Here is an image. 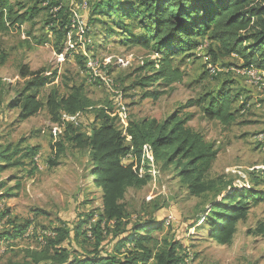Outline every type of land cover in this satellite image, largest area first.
<instances>
[{"label":"rangeland","instance_id":"rangeland-1","mask_svg":"<svg viewBox=\"0 0 264 264\" xmlns=\"http://www.w3.org/2000/svg\"><path fill=\"white\" fill-rule=\"evenodd\" d=\"M11 2L21 3L23 12L36 8L39 13L21 28L0 33V152L34 148L37 153L21 167H10L0 160L4 167L0 171V186H4L0 187V264L24 261L26 252L45 249L51 230L72 228L102 210V194L89 178L88 152L69 145L57 160L52 148L53 121L45 106L47 98L55 87L61 95H68L74 85L83 86L97 108L110 105L113 112L116 98L109 90L119 91L131 121L163 122L172 115H192L187 127L201 132L208 143L217 147V158L207 174L208 181L217 184L216 190L192 196L174 167L159 163L152 181L141 189L127 191L123 203L130 219L157 217L162 229L153 236L159 241H180L189 252L187 264H264V235L257 233L259 224L264 223V200L250 210L245 221L237 223L231 244L219 245L208 237L210 208L227 193L222 190L223 182L233 184L231 192L251 187L264 195V74L259 73L262 80H251L249 73L242 72L243 63L236 56H221L214 63L209 53L211 42L205 38L200 39V49L172 58V66L181 73L180 80L142 89L135 84L149 73L146 64L159 55L129 44L130 34L114 30L113 21L107 26L106 18L96 17L102 23H92L86 0H65L54 9H48V3L42 0ZM66 18L75 20L71 21L67 39L63 27ZM127 23L135 36H142L136 22L131 19ZM108 30L114 33L110 35ZM75 41L78 45H67ZM212 46L216 48L215 43ZM92 56L99 63L93 64ZM213 66L217 75L208 72ZM23 67L42 76L57 73L55 82L40 91L44 108L27 120H21L20 108L13 107L29 80L20 77ZM99 71L109 79L101 82ZM224 85L233 95L244 93L245 99L239 97L232 106L233 110L246 108L245 112L239 111L234 123L223 125L210 119L204 111L208 101L201 107L187 108L190 101L216 93ZM247 90L260 92L263 99L257 96L251 102ZM148 92L162 95L146 98ZM93 120L92 111L81 116L79 132L89 134ZM254 172L256 181L251 175ZM218 189L221 193L216 192ZM6 212L8 216L3 217ZM15 226H26L23 236L9 240L1 237ZM92 246V240L81 237L74 248L92 250Z\"/></svg>","mask_w":264,"mask_h":264},{"label":"trees","instance_id":"trees-1","mask_svg":"<svg viewBox=\"0 0 264 264\" xmlns=\"http://www.w3.org/2000/svg\"><path fill=\"white\" fill-rule=\"evenodd\" d=\"M11 1L0 0V33L21 28L39 13L36 8L23 12L25 7L21 3L13 5ZM42 1L48 3V9H54L65 0ZM86 1L90 5L92 23H102L96 17L106 18L108 22L104 25L107 26L113 21L114 30L130 34L129 44L159 55L157 60L146 64L149 73L135 84L139 88L150 89L159 82L170 85L180 80L181 73L172 66V58L200 49L203 47L200 39L205 38L211 42L209 53L214 63L221 56H236L243 63L242 70L264 74V0ZM131 19L137 23L142 36L132 33L131 24L127 23ZM63 24L67 39L71 20L66 18ZM108 33L112 35L114 31L108 30ZM61 38L62 35L59 40ZM214 43L215 49L212 46ZM62 53L61 50L59 54ZM41 74L31 72L27 67L20 71L22 79H29L13 105L20 108L21 120L36 116L44 108L39 99L40 91L55 82L57 73L51 76ZM228 88L224 85L216 93L190 101L187 108L201 107L208 101L205 114L223 125H230L235 122L239 111L245 112L246 108L241 106L239 110H233L232 106L240 96L233 95ZM69 90L68 95H61L55 87L47 98L45 106L53 124L59 123L64 114L83 116L88 111H92L94 120L89 134L81 133L77 126L67 123L64 135L52 144V148L57 160L65 154L69 145L88 152L89 178L102 194V210L97 215L90 214L87 220L72 228L63 226L51 230L44 250L26 252L24 261L10 260L6 264H187L189 252L180 241H159L153 236L156 230L162 229L157 217L130 219L123 203L127 191L143 188L152 178L148 175L140 178L133 167L123 165L121 159L130 152L141 159L143 147L149 145L153 149L156 165L164 163L166 167H174L181 180L188 185L190 194L201 197L217 188L215 182L207 179L218 155L216 145L208 143L201 132L187 127L192 115L184 118L172 115L163 122L156 119L130 120L128 135L131 142L127 143L117 119L111 116L112 106L97 108L81 85H74ZM160 95L148 92L145 97L158 99ZM36 153L34 148L20 151L8 148L0 152V160L10 167H21ZM51 163L57 165L56 162ZM3 169L0 166V171ZM251 175L256 181L258 176L255 172ZM221 185L227 193L210 208L208 237L219 245H229L236 233L237 223L247 219L250 210L264 200V195L251 187L235 188L231 192V182ZM0 187H4L3 184ZM16 187L19 188L20 184ZM216 192L221 193V189ZM2 216L7 217L8 213ZM26 230V226H15L1 237L17 239ZM257 233L264 235V223L259 224ZM81 237L93 241L92 250L74 248Z\"/></svg>","mask_w":264,"mask_h":264},{"label":"built area","instance_id":"built-area-1","mask_svg":"<svg viewBox=\"0 0 264 264\" xmlns=\"http://www.w3.org/2000/svg\"><path fill=\"white\" fill-rule=\"evenodd\" d=\"M75 21V20H71ZM73 31V30H71ZM85 34V31H84ZM76 42V41H75ZM67 42V45H78L77 42ZM81 43V40H80ZM92 61L94 63H99L98 60L94 59L92 56ZM107 66V65H105ZM242 72H248L250 74L251 80H262L263 78L259 77V73L256 71L242 70ZM101 82H105V79H109L108 76L103 75L100 71ZM89 76V72H87ZM91 79V77H89ZM110 94H112L116 100V110L111 115L117 119V123L120 131L123 133V137L126 138L127 143L131 142V137L128 135V128L130 125V116L128 113V109L123 102L122 94L117 90H109ZM81 114H77L76 116H69L64 114L59 123L53 124L51 129V134L53 138V143L57 142V140L64 135L65 127L67 123H72L75 126H79V120L81 118ZM140 160V161H139ZM121 162L125 166H132L133 171L139 175L140 178H144L146 175L150 176L153 180V175L155 176L157 173V167L154 159L153 149L149 145H145L143 147V152L141 159L137 158L135 154L132 152L128 153L124 157H122ZM172 218L170 217V220ZM188 263V261H187Z\"/></svg>","mask_w":264,"mask_h":264},{"label":"crops","instance_id":"crops-1","mask_svg":"<svg viewBox=\"0 0 264 264\" xmlns=\"http://www.w3.org/2000/svg\"><path fill=\"white\" fill-rule=\"evenodd\" d=\"M240 91L243 93L244 90H240ZM245 94L247 95L246 97L250 98L251 102H252V100L257 99L258 98L257 96H259L260 99H263V97L260 95V92H258V91L256 92V90H247V92H245ZM243 96H244V93L240 96V98L244 100L245 98ZM249 98H247V99H249ZM246 103H247V101H246Z\"/></svg>","mask_w":264,"mask_h":264},{"label":"bare ground","instance_id":"bare-ground-1","mask_svg":"<svg viewBox=\"0 0 264 264\" xmlns=\"http://www.w3.org/2000/svg\"><path fill=\"white\" fill-rule=\"evenodd\" d=\"M75 15V14H74ZM76 16V15H75ZM76 24H77V22H76ZM79 24H80V22H79ZM60 58H62V57H60ZM158 68V67H157ZM209 72H210V74L211 75H217V69L216 68H214V67H211L210 69H209ZM219 73V72H218ZM247 74H248V72H246Z\"/></svg>","mask_w":264,"mask_h":264}]
</instances>
